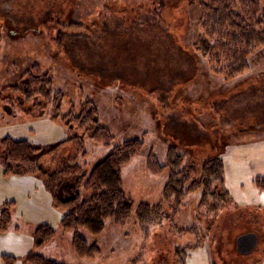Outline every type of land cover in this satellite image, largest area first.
I'll return each mask as SVG.
<instances>
[{
  "label": "rangeland",
  "instance_id": "374dc122",
  "mask_svg": "<svg viewBox=\"0 0 264 264\" xmlns=\"http://www.w3.org/2000/svg\"><path fill=\"white\" fill-rule=\"evenodd\" d=\"M200 15L199 0H0V88L39 63L63 94L56 114V98L40 100L41 107L11 90L15 115L2 111L7 99H1L0 140L68 141L61 159L83 145L79 162L89 166L129 138L144 140L122 168L123 188L135 201L129 222L107 218L99 234L79 228L101 250L90 258L76 253L74 230L61 224L66 209L54 205L43 182L5 174L0 162V212L8 208L11 216L0 231V264H26L30 251L65 264H264V191L252 182L264 173V46L249 56L247 72L224 80L194 47ZM89 100L112 135L108 145L61 118L80 114ZM170 147L181 162L174 164ZM149 152L166 166L162 171L149 166ZM214 155L225 164V181L214 191L229 192L220 197L221 208L209 209L219 204L218 194L203 197L204 187L180 201L174 191L165 195L172 176L186 175L189 186ZM51 160H43L45 168L53 167ZM141 202L159 206L152 222L136 216ZM44 223L55 234L36 247L34 234ZM247 234L256 243L242 252L237 242Z\"/></svg>",
  "mask_w": 264,
  "mask_h": 264
},
{
  "label": "trees",
  "instance_id": "16d2710c",
  "mask_svg": "<svg viewBox=\"0 0 264 264\" xmlns=\"http://www.w3.org/2000/svg\"><path fill=\"white\" fill-rule=\"evenodd\" d=\"M199 5L201 15L197 24L200 34L194 45L195 49L201 52L209 68L224 80L236 78L247 72L249 56L264 46V0H199ZM155 9L156 7L153 6L152 11ZM40 65L33 64L18 82L0 88V101L7 99L2 111L15 115L13 106L15 102H12L13 97L10 94L13 90L23 100L30 102L35 99L40 102V100L56 98L59 104H56L57 109L54 111L56 114L59 113L63 94L53 89L51 79L46 73H42ZM38 106L44 107L41 102ZM29 107L20 106L24 113H29L27 111ZM9 108L13 111L9 112ZM80 110L81 113L78 115L69 112L61 115V118L64 121H74L94 140L103 141L108 145L112 135L107 127L99 124L98 112L93 102L89 100L82 103ZM66 142L68 141L43 145L6 136L0 140V162L5 168V174L35 176L43 182L44 186L53 193L54 205L66 209L61 224L64 230H74L72 245L76 253L81 257L90 258L101 250L97 243H89L79 232V228H85L92 234H99L105 229L107 218H112L118 225L129 222L135 211V201L123 188L122 168L143 150L144 140L129 138L92 166L86 162L82 164L79 162L80 154H84L80 150L83 145H79V149L76 148L78 150L74 155L59 158V149ZM169 152L170 158L175 161L174 164L177 160L180 162L183 160L182 155L173 154V147L169 148ZM148 156L149 166L151 167L152 164L155 172L162 171L166 167L157 164L153 153L149 152ZM46 157L52 158V168L44 167L43 160ZM198 174H200L199 178L193 180L189 186L186 185L188 181L186 175L180 179L172 176L166 184L165 195L168 191H174L180 201L181 196L188 190L204 187L203 197L207 194H218L219 204H213L209 208L211 211H217L224 205L220 197L229 194L226 187L223 192L214 191L220 181H225V164L221 155L211 156L201 162ZM252 182L258 191H264V173L252 176ZM0 213L2 217L0 231H4L11 221V216L8 208L2 209ZM158 215L159 206L146 202H141L136 211V216L144 224L152 222ZM54 234L55 230L51 225L41 224L34 234L35 246L44 245L53 238ZM4 257L10 256L4 255ZM23 262L65 264L33 251L23 257Z\"/></svg>",
  "mask_w": 264,
  "mask_h": 264
},
{
  "label": "water",
  "instance_id": "95a60500",
  "mask_svg": "<svg viewBox=\"0 0 264 264\" xmlns=\"http://www.w3.org/2000/svg\"><path fill=\"white\" fill-rule=\"evenodd\" d=\"M238 249L242 252L251 250L256 243V237L253 234L243 235L238 239Z\"/></svg>",
  "mask_w": 264,
  "mask_h": 264
}]
</instances>
